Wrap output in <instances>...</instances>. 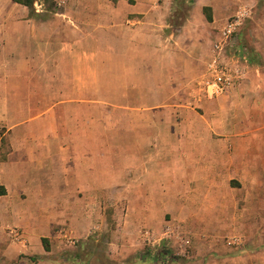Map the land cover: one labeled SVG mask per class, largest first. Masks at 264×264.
<instances>
[{"label":"crops","instance_id":"0c3cea01","mask_svg":"<svg viewBox=\"0 0 264 264\" xmlns=\"http://www.w3.org/2000/svg\"><path fill=\"white\" fill-rule=\"evenodd\" d=\"M172 7L69 0L48 10L34 0L31 12L0 0L2 256L57 254L56 234L96 233L103 193L121 187L131 206L111 233L143 231L153 216L165 223L159 240L193 251L189 264H264V114L245 108L264 89L263 66L205 96L211 27L225 15L195 0L174 32ZM226 231L240 245L223 242Z\"/></svg>","mask_w":264,"mask_h":264},{"label":"rangeland","instance_id":"374dc122","mask_svg":"<svg viewBox=\"0 0 264 264\" xmlns=\"http://www.w3.org/2000/svg\"><path fill=\"white\" fill-rule=\"evenodd\" d=\"M69 1V0H68ZM203 3H213L216 8H219L223 16L220 22H216L214 26L211 27L214 33H212L213 40L216 37L215 31L218 27L225 23V21L233 15V11L238 5L247 4L246 7L250 9V14L245 18L242 27L240 28L237 38L234 39L239 45H236L238 49L247 55L248 59L252 64H258L263 66L264 75V0H200ZM54 0H46L44 7L53 9ZM56 8H58L55 5ZM218 10V11H219ZM208 11H206L207 13ZM172 13V11H171ZM198 17H201L197 14ZM205 13L202 16L204 19ZM197 19V16L195 17ZM211 44V43H210ZM236 44V43H235ZM261 52L263 55H260ZM253 83H257V80H253ZM255 85V84H254ZM256 96H260L259 99H264V89L258 90ZM247 99L245 105L246 111L254 113L255 115L264 114V104L259 105V101L254 104V98ZM258 99V100H259ZM252 100V101H251ZM107 194L103 193V201L100 203V209H102V219L101 228L97 230L96 233H71V237H63V241L58 238L57 234L52 237L53 247L59 249L57 254L49 255H26L20 254L13 259H8L6 256L0 254V264H189L192 260H195V256L192 254V250L189 256V251L186 255L178 254V250L170 248L167 240L161 239L162 232L164 230V221L157 223V219L153 216L148 217V222L145 220V225L143 226V231H149V241L143 237V231L130 232V229L124 227L123 232H112L111 229L116 226L117 216L124 217L125 213L128 211L127 205H130L125 199L120 197H125L121 187H110L107 188ZM118 198L117 200H115ZM136 208V207H135ZM148 212L150 209H146ZM169 218V217H168ZM166 220H170V219ZM99 220V219H98ZM98 220L95 223H100ZM92 222V223H94ZM92 223L90 224L92 226ZM125 225V222L123 223ZM67 228L65 225L61 230V235L63 231ZM59 230V229H58ZM145 231V232H146ZM60 236V234H59ZM237 236V235H236ZM233 233L225 232L221 233L219 237H222L223 242L228 243L230 240H235L237 242L234 245H240L239 237H236ZM61 237V236H60ZM162 245L170 249L173 256L176 258L175 261L161 262V261H147L138 262L136 258V253L145 252L149 249L152 255L157 253L156 249H159ZM140 246L141 248L136 247ZM133 248L135 250H133ZM234 253L239 251L234 250ZM75 253L79 254V258L75 259Z\"/></svg>","mask_w":264,"mask_h":264},{"label":"built area","instance_id":"2783aa9c","mask_svg":"<svg viewBox=\"0 0 264 264\" xmlns=\"http://www.w3.org/2000/svg\"><path fill=\"white\" fill-rule=\"evenodd\" d=\"M67 1L54 0V6L61 8ZM249 14L250 9H239L216 32L211 45V57L200 80V91L205 96L215 97L228 93L246 83L252 65L247 55L238 49L236 45L239 43L234 39ZM5 132L4 126L0 125V146L3 144ZM228 243L237 242L230 240Z\"/></svg>","mask_w":264,"mask_h":264},{"label":"trees","instance_id":"16d2710c","mask_svg":"<svg viewBox=\"0 0 264 264\" xmlns=\"http://www.w3.org/2000/svg\"><path fill=\"white\" fill-rule=\"evenodd\" d=\"M17 3L23 4L29 8L31 12H33V3L34 0H13ZM43 3L46 2V0H42ZM195 0H173V7H172V13L169 16L168 19V25L172 29V31L176 32L183 24L185 19L187 18L188 11ZM55 8V6L53 5ZM48 10H51L49 8H46ZM206 11H208L206 13ZM203 12L205 13V16L208 21H211V7L205 6L203 7ZM43 247L46 251L50 250L49 247V241L46 237H42L41 239ZM157 253L152 255V252L149 249H146L145 252L136 253V258L138 262H147V261H161V262H169V261H175L176 258L173 256L170 249L166 248L165 246H161L159 249H156ZM75 259L79 258V254L75 253L74 255Z\"/></svg>","mask_w":264,"mask_h":264}]
</instances>
